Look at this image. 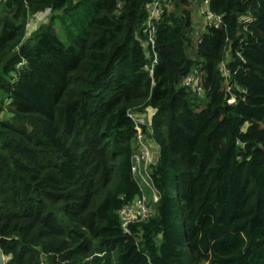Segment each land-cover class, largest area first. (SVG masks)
I'll use <instances>...</instances> for the list:
<instances>
[{
	"label": "trees",
	"instance_id": "1",
	"mask_svg": "<svg viewBox=\"0 0 264 264\" xmlns=\"http://www.w3.org/2000/svg\"><path fill=\"white\" fill-rule=\"evenodd\" d=\"M153 1L0 0L5 264H264V0H210L222 25L195 42L201 0H167L152 50ZM193 71L202 95L184 82ZM149 105L159 198L126 233L120 209L149 188L132 171L128 113L146 120Z\"/></svg>",
	"mask_w": 264,
	"mask_h": 264
},
{
	"label": "built area",
	"instance_id": "2",
	"mask_svg": "<svg viewBox=\"0 0 264 264\" xmlns=\"http://www.w3.org/2000/svg\"><path fill=\"white\" fill-rule=\"evenodd\" d=\"M167 0H154L150 6L148 17L146 20V26L148 28V41L152 50L154 49V35H155V26L154 23L157 19L161 17L162 6L166 3ZM210 0H201L200 13L204 16L205 22L207 24L213 25L214 27H221L222 17L221 15L214 14L209 8ZM40 14V13H38ZM37 16V14L35 15ZM33 16V17H35ZM249 19H244L243 23L248 22ZM28 26V25H27ZM151 62L148 65V71L152 75L155 64L157 63V54L155 51H152ZM228 74V70H224ZM185 84L191 87L193 91H196L199 94H204L200 84V73L193 71V73L187 75L184 79ZM228 91H231L228 88ZM227 104L233 105L236 103V96L231 94L227 100ZM128 116L134 121L137 129L136 141L137 146L139 147L137 151L133 154V165L132 171L138 180V183L141 187L147 186L153 190L152 200L156 202L159 198L157 191L154 190L150 178V165L154 163L151 160V146L148 143V140L145 139V135L142 132V126L146 125V120L144 114L131 111L128 113ZM151 209L148 207L145 196H141L134 203L124 206L120 209L119 215L122 220V228L126 233H129V226L132 223L145 220Z\"/></svg>",
	"mask_w": 264,
	"mask_h": 264
},
{
	"label": "rangeland",
	"instance_id": "3",
	"mask_svg": "<svg viewBox=\"0 0 264 264\" xmlns=\"http://www.w3.org/2000/svg\"><path fill=\"white\" fill-rule=\"evenodd\" d=\"M197 6H193L194 10L192 12V32L194 35H191L193 42H195V40L197 39V37H199V34H201L204 31V26H205V19L204 16L200 13V10L198 8H201V2L197 3ZM49 14V10L42 12L40 14H37V16L32 17L29 22H28V31H27V36L33 31L35 30L40 24L41 22L45 21L47 19V16ZM54 29L56 30V32L58 33V36L60 38V40L63 43H67L66 37H65V32L63 29L60 28V22L58 20L55 21L54 25H53ZM189 51H193V48H190ZM180 85V84H179ZM194 102H196L199 105V109H202L205 107L206 105V98L203 96H198V99H196ZM7 107V105H6ZM148 141H152L151 139H147ZM153 142V141H152ZM154 143V142H153ZM151 150V160L153 162L156 161L157 155H158V150H156L155 148L150 149ZM145 194L147 196L146 202L148 203L151 198H152V192L151 190L145 189Z\"/></svg>",
	"mask_w": 264,
	"mask_h": 264
},
{
	"label": "water",
	"instance_id": "4",
	"mask_svg": "<svg viewBox=\"0 0 264 264\" xmlns=\"http://www.w3.org/2000/svg\"><path fill=\"white\" fill-rule=\"evenodd\" d=\"M157 113V109L154 108L153 106L149 105L147 106L146 108V120H147V123L149 125L152 124V120H153V117L154 115ZM7 257H5L0 249V264H5V262L7 261Z\"/></svg>",
	"mask_w": 264,
	"mask_h": 264
},
{
	"label": "crops",
	"instance_id": "5",
	"mask_svg": "<svg viewBox=\"0 0 264 264\" xmlns=\"http://www.w3.org/2000/svg\"><path fill=\"white\" fill-rule=\"evenodd\" d=\"M148 143H150V146H151V149L155 148L156 150L154 151H157V145L155 143H153L152 141H148Z\"/></svg>",
	"mask_w": 264,
	"mask_h": 264
},
{
	"label": "clouds",
	"instance_id": "6",
	"mask_svg": "<svg viewBox=\"0 0 264 264\" xmlns=\"http://www.w3.org/2000/svg\"><path fill=\"white\" fill-rule=\"evenodd\" d=\"M147 122V121H146ZM148 124V123H147ZM149 125V124H148Z\"/></svg>",
	"mask_w": 264,
	"mask_h": 264
}]
</instances>
